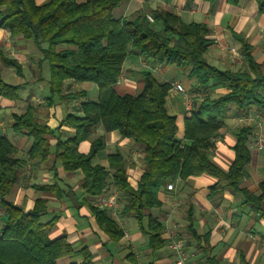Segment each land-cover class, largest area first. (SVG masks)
Returning a JSON list of instances; mask_svg holds the SVG:
<instances>
[{
    "label": "trees",
    "instance_id": "obj_1",
    "mask_svg": "<svg viewBox=\"0 0 264 264\" xmlns=\"http://www.w3.org/2000/svg\"><path fill=\"white\" fill-rule=\"evenodd\" d=\"M121 1L47 0L37 4L35 0H0V26L8 30L11 37L21 36L39 47L42 60L47 61L49 67L51 96L81 100L77 108L81 115L68 112L64 118L65 123L75 129V134L65 139L58 137L54 146L55 160L66 172L81 171V186L91 197L103 194L111 182L124 199L121 213H132L141 224L143 210L160 204L158 190L177 177L210 174L217 178L212 193L238 188L246 175L247 141L253 134V125L238 129L233 145L234 159L226 171L211 162L209 151L214 148L213 139L223 125L229 106L243 112L255 108L264 115V61L257 63L251 45L239 38L245 66L234 71L220 70L204 57L211 43L204 24H182L178 16L160 9L153 11L152 16L154 22L161 23V29L140 12L113 18L110 10ZM238 1L228 0L230 4ZM255 2L264 13V0ZM132 52L153 63L180 68L194 81L196 90L204 93L191 114L185 117L183 139L177 136L176 116L170 115L166 108L169 82H159L150 71H143V86L137 93L119 95L114 90L122 63ZM0 58L19 71L17 62L2 56L1 50ZM67 79L93 83L97 88L96 99L87 97L83 90L65 93ZM215 87L225 92L211 96L209 92ZM18 90V85L5 83L0 75V96L16 99ZM34 111L28 105L25 112L13 114L12 127L15 133H24L32 140L29 159L46 160L50 153L46 136L53 131L37 121ZM98 126L104 131L117 130L142 148L143 173L135 189L126 180L121 154L109 156L112 172L92 165L95 154L103 147L101 136L91 141L88 153L78 151L79 142ZM14 154V146L5 136H0V206L5 213L0 219V264H57L59 258L73 251L64 237H46L45 224L40 222L45 200L37 198L27 212L6 200L20 178L23 164ZM43 187L53 189L52 185ZM260 190L259 196L251 197L257 208L264 200V182L260 183ZM92 211L110 238L117 240L123 235L106 210L92 207ZM187 227L193 234L190 226ZM146 232L153 249L165 244L160 237V222L149 214ZM81 253L83 263L87 264L88 251L83 249Z\"/></svg>",
    "mask_w": 264,
    "mask_h": 264
},
{
    "label": "crops",
    "instance_id": "obj_2",
    "mask_svg": "<svg viewBox=\"0 0 264 264\" xmlns=\"http://www.w3.org/2000/svg\"><path fill=\"white\" fill-rule=\"evenodd\" d=\"M45 1L35 0L37 4ZM156 9L178 16L182 24H204L211 40L204 57L210 65L220 70L234 71L245 66L239 38L251 45L252 56L257 63L264 61V13L258 10L255 0H239L237 4H230L228 0H122L110 10V14L113 18H123L140 12L153 19L152 12ZM154 25L157 29L162 27L156 21ZM0 50L2 56L15 60L19 65L17 71L0 58L5 72L3 75L0 71L2 80L19 86L16 99L0 96V136L10 141L15 148L14 155L23 163L20 178L6 200L26 212L33 208L37 198L45 200L46 208L40 216V222L45 224L43 231L46 237H64L73 251L59 258L57 264H84L81 253L83 249L89 253L87 264H174L173 253L167 247L166 231V227L172 223L179 226L185 248L192 254V264H264V215H261L264 200L259 203L260 208H257L251 199L252 196H259L260 183L264 182V137L257 139V127L253 121H239L243 113L254 116L260 112L255 108L243 112L229 106L222 120L223 125L213 139L214 148L209 151L211 162L226 171L234 159L233 145L238 129L253 125V134L247 141L249 161L245 166L246 175L236 190L224 188L212 193L217 178L207 173L177 177L172 181L174 190H167L166 187L158 190L160 204L144 209V218L140 224L132 213H121L123 196L108 182L104 193L116 189L120 194L115 219L107 209L93 204L95 196H89L81 186L83 174L80 170L66 172L60 162L55 160L54 146L58 137L65 139L75 134V129L66 124L64 118L68 112L81 115L77 111L81 100L51 96L48 63L42 60L41 50L32 40H25L21 36L11 37L8 30L0 26ZM173 67L153 63L132 52L122 63L114 90L119 95L137 93L143 86L142 72L150 71L159 82H179L189 92L198 91L194 81L185 72L176 71ZM64 85L65 93L83 90L87 97H97V88L91 82L67 79ZM224 92L225 89L215 87L209 94L216 96ZM165 103L167 112L176 116L179 129L177 136L181 140L184 120L188 117L184 113L182 95L171 93L168 89ZM28 105L35 109L34 117L37 121L53 131L46 136L50 143V153L46 160L29 159L28 150L32 140L24 133H15L12 127L13 114L25 112ZM99 136L102 137L103 147L95 154L92 165L108 168L112 172L109 156L121 154L126 180L135 189L143 173L142 148L122 137L117 130L104 131L98 126L88 138L79 142L78 151L81 154L88 153L91 141ZM47 185H52L53 189L43 187ZM92 207L107 211L123 232L119 239L110 238L99 226ZM148 214L160 222V237L165 241L164 245L154 249L149 245L146 232ZM4 215L0 206V219ZM187 226H190L193 234L188 232Z\"/></svg>",
    "mask_w": 264,
    "mask_h": 264
},
{
    "label": "built area",
    "instance_id": "obj_3",
    "mask_svg": "<svg viewBox=\"0 0 264 264\" xmlns=\"http://www.w3.org/2000/svg\"><path fill=\"white\" fill-rule=\"evenodd\" d=\"M147 19L152 21V17L147 15ZM234 50L233 48L231 49ZM169 91L182 95V104L184 113L189 116L196 106V101L199 100L204 93L199 91L189 92L179 82H169ZM242 123L253 121L257 127V139L264 137V115L243 113L239 118ZM167 190H174V183L171 181L166 184ZM120 194L116 189H111L108 193L98 194L93 198V204L97 207L105 208L113 218H117V209L119 204ZM175 207L178 206L177 201L174 202ZM168 233L167 247L173 253L174 264H192V254L185 248V240L179 233L178 224L172 223L166 227Z\"/></svg>",
    "mask_w": 264,
    "mask_h": 264
},
{
    "label": "rangeland",
    "instance_id": "obj_4",
    "mask_svg": "<svg viewBox=\"0 0 264 264\" xmlns=\"http://www.w3.org/2000/svg\"><path fill=\"white\" fill-rule=\"evenodd\" d=\"M173 68H174V70H176V71H177V70H178V71L180 70V72H184L183 70H181L180 68H178V67H176V66H174ZM3 69H4V66L0 63V71L3 73V75H5V72H4ZM4 77H5V76H4ZM6 81H7V80H6ZM7 82H8V81H7ZM10 83H13V82L10 81Z\"/></svg>",
    "mask_w": 264,
    "mask_h": 264
}]
</instances>
